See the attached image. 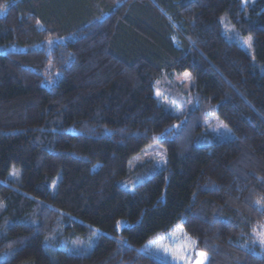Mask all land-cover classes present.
<instances>
[{
	"label": "trees",
	"instance_id": "16d2710c",
	"mask_svg": "<svg viewBox=\"0 0 264 264\" xmlns=\"http://www.w3.org/2000/svg\"><path fill=\"white\" fill-rule=\"evenodd\" d=\"M0 7V264H264V0ZM185 70L176 116L154 89Z\"/></svg>",
	"mask_w": 264,
	"mask_h": 264
},
{
	"label": "rangeland",
	"instance_id": "374dc122",
	"mask_svg": "<svg viewBox=\"0 0 264 264\" xmlns=\"http://www.w3.org/2000/svg\"><path fill=\"white\" fill-rule=\"evenodd\" d=\"M251 0H243V3L249 2ZM5 11V7H0V15ZM241 46L250 54H252L251 37H239L238 40ZM192 85L191 73L187 70L180 72L166 73L158 79L157 85L154 89V95L158 103L163 104L176 116L183 115L186 111L194 106V101L190 92V87ZM159 93V95H157ZM176 123V127L179 126ZM204 130L212 133L220 139H226L233 136L230 129L226 124L218 118L215 114H210L206 120H204ZM145 161H151L156 168H162L166 164V150L163 146L158 143H151L143 147L139 152L132 156L129 162V167L134 168L137 164ZM15 167H12L9 171L8 177L13 178ZM125 224L124 220L118 222L119 226ZM256 233L259 235V241H261L260 233H264L263 228L257 230ZM72 249L77 252H82L78 249V246L72 245ZM69 248V250H72ZM202 252V251H197ZM205 253V252H204ZM207 254V253H206ZM208 257V254H207ZM201 259L196 255V258L188 263L175 262L174 264H196V261ZM204 260V264H206Z\"/></svg>",
	"mask_w": 264,
	"mask_h": 264
},
{
	"label": "snow or ice",
	"instance_id": "6c2138e0",
	"mask_svg": "<svg viewBox=\"0 0 264 264\" xmlns=\"http://www.w3.org/2000/svg\"><path fill=\"white\" fill-rule=\"evenodd\" d=\"M157 95H159V93H157ZM260 238H261V243L264 244V233H260ZM195 255L201 258L196 261V264H204V260L207 259V254L204 252H198L195 253Z\"/></svg>",
	"mask_w": 264,
	"mask_h": 264
}]
</instances>
